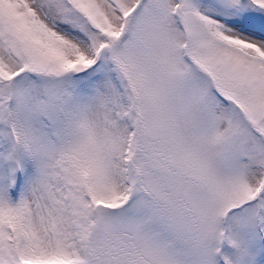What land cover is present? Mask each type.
<instances>
[{
	"label": "snow or ice",
	"instance_id": "snow-or-ice-1",
	"mask_svg": "<svg viewBox=\"0 0 264 264\" xmlns=\"http://www.w3.org/2000/svg\"><path fill=\"white\" fill-rule=\"evenodd\" d=\"M0 264H264V0H0Z\"/></svg>",
	"mask_w": 264,
	"mask_h": 264
}]
</instances>
